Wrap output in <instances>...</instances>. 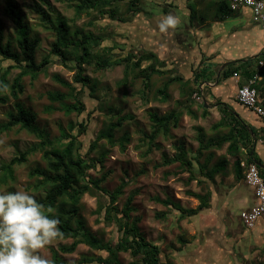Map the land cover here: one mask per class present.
<instances>
[{"label":"rangeland","instance_id":"374dc122","mask_svg":"<svg viewBox=\"0 0 264 264\" xmlns=\"http://www.w3.org/2000/svg\"><path fill=\"white\" fill-rule=\"evenodd\" d=\"M15 1L30 28V36L38 37L40 40L35 53L36 64L41 63L46 57L48 59L44 71L35 78H32L31 75L22 78L23 92L20 94L18 102L36 114L38 126L48 134L52 141H63L61 139L62 131L76 135L80 129L79 124H86L85 132L78 138L81 143L78 151L85 160L86 175L92 179L106 175L101 187L108 191H113L122 181H125L127 184L123 188L122 195L114 203V207L119 213L127 197L134 193L132 204L135 211L131 217L138 216L140 218V231L146 241L159 246L161 260L178 264L175 261L177 258L174 253L181 249L185 243L193 242L192 240L195 238L203 239V223L206 222V217L201 212L194 217L179 219L178 212L165 208L154 199L171 198L179 201L185 208L194 209L198 206L199 201L191 197L189 192L203 195L207 189H211L217 193L218 197H221L225 189L237 182H243V180L238 181L235 178L233 158L227 153V144L220 148H211L203 152L202 156L198 155L197 136L199 133L208 139L218 137L228 131L225 125L214 128V125L222 117L223 107L219 104L216 106L219 100L216 99L209 104L204 98L203 102L198 101L193 98V95L198 92L200 85L196 90V86L190 83L189 88L193 91L189 92L186 85L178 82L169 84L167 89L169 96L166 101L161 102L154 99L155 91L163 86L168 77L178 75V73L179 77H188L200 68L197 61L192 59L185 63L182 58L185 61L187 59L178 52L181 49L186 52L187 49L195 51V48H199L198 35H203L202 23L195 21L192 26L189 24L187 3L195 4L198 14L202 16L209 15L215 9L216 3H210L209 0H139V3L132 7H136L140 11L134 13V11L128 10V7L131 6L130 0H124L114 7L116 11L114 19H109L107 15L101 16L97 12H92L90 15L83 13L76 18L74 8L80 0H46L53 11L51 17L54 18L56 14H59L67 21L71 31L81 30L104 38L99 50H96V55H103L105 52L108 59H119L128 52L150 50L156 51L159 55L161 51H164L159 56L166 62V68L171 69L172 72L153 75L146 94L143 83L133 79L135 74L133 72H129L126 81L122 82L123 65L96 71L93 65L84 64L82 75L96 84V90L91 93L88 87H84L79 91L81 85L74 82L77 69L75 62L71 60L72 57L63 61L51 54V45L55 41V35L40 23L34 12L33 5L37 0ZM208 5L211 7L209 8ZM43 8L45 9L46 6L44 5ZM4 9L5 0H0V30L3 33L4 41L10 40L13 49L19 52L15 45L14 25L6 17ZM164 9L167 11L166 13L163 12ZM169 14L178 17L180 23L175 29L161 33L157 24ZM183 63L184 65H182ZM13 65L12 61L0 57V73L8 70L6 76L8 84H11L21 71ZM185 70L189 73L183 74ZM58 80L65 81L81 93L79 98L85 108L82 114L78 115L73 112L66 115L59 110L60 103H51L47 99L49 92H69V88L61 85ZM228 82L232 83V81ZM205 93H207L206 90ZM6 95L8 101L6 104L0 105V124L7 122V114L15 110V101L10 98L8 91ZM235 95L232 99L237 103ZM73 102L72 98H68L64 103L71 104ZM204 104L207 105L204 108L206 109L205 116L202 115L203 108L201 107ZM49 107L53 109L46 110ZM172 110L181 112L177 127L170 128L168 136L158 135L154 141L157 148H153L146 154L149 144L143 136L151 133L149 113L156 112L163 115ZM88 112H90L89 116H87ZM124 116L128 118L122 122L120 128L114 131V140H116L114 145H110L104 138L97 139V136L105 130L109 123H114L118 118ZM70 126L73 127L72 130H69ZM123 135L128 136L129 139L125 144L124 151L121 150L117 141ZM39 142L40 140L35 136L18 127H13L9 131H0V166L7 165L12 158L38 145ZM92 143L96 145L93 150L90 149ZM179 145L186 150L188 159L198 157L201 163L208 155H212L209 166L215 165L223 158L228 161L225 172L216 176L214 186L205 182L203 176L198 172L195 162L192 164V174L181 167L177 161L165 163L166 160L170 161L175 157L176 147ZM260 147L258 144L257 150ZM102 153L105 154V157L102 164H99L97 160ZM35 168L48 170L47 163L39 152L30 155L26 162L14 165L11 170L12 177L7 178L4 183L0 179V192L22 188L35 195L37 200L43 198L46 192V189L41 186L43 177L29 176ZM0 175H2V171H0ZM107 203V198L102 197L101 193L92 187L90 193H85L81 197L79 213L92 233L106 242L116 243L119 237L117 226L114 222L107 223L103 220V209L98 212V208L107 205ZM162 212L167 214L166 219L156 217L157 213ZM233 215L235 219L239 213L236 212ZM180 239L184 242H180ZM71 242L72 239L57 241L42 252L51 259L52 249L57 250L59 246L69 245ZM191 245L186 246L187 249H193ZM99 255L105 256L106 253L91 250L84 244L78 245L71 254L60 253L62 260L67 263L76 262L82 256ZM119 260L122 264H129L132 258L128 253H120ZM179 263L182 264L181 261ZM197 264H203V262Z\"/></svg>","mask_w":264,"mask_h":264},{"label":"trees","instance_id":"16d2710c","mask_svg":"<svg viewBox=\"0 0 264 264\" xmlns=\"http://www.w3.org/2000/svg\"><path fill=\"white\" fill-rule=\"evenodd\" d=\"M123 1L124 0H80V2L75 5L74 14L75 17L78 18L83 13L90 15L92 12H97L101 14V16L107 15L109 19H114L116 14L114 7ZM129 3L131 4V6L128 7L129 11H134V13L140 11L136 7H132V5L138 4L139 0H130ZM44 5L46 6L45 9L43 8ZM33 10L37 14L40 23L55 35V41L51 45V54L56 58H61L60 60L63 61L72 57L71 60L75 62L77 72L74 76V82L81 85L79 91L84 87H88L91 93L96 90V84L82 75V66L84 64L93 65L96 71H103L113 66L123 65L124 77L122 82L124 83L126 81L129 72H133L135 73L133 79L140 80L143 83L144 92L146 94L149 90L150 79L153 75H164L172 72L171 69L166 68V62L159 59L157 54L150 50H142L136 53L128 52L119 59H108L105 52H103V55H96V50H99L100 44L104 41L103 37L81 30L71 31L67 21L59 14H56L54 18L51 17L53 11L46 0H37L33 5ZM187 10L189 24L191 26L195 21L203 24L204 17L198 14L195 4L188 2ZM219 10L224 15L233 12L229 8V0H221ZM163 12L166 13L167 11L164 9ZM4 13L14 25L15 45L19 52L13 49L10 40L4 41L3 33L0 30V57L1 59L12 61L14 63L13 67H17L21 71L13 79L11 84H8L6 79L8 70L0 73V88H2L3 85H7L9 96L15 101V110L7 114V122L0 124V131H9L13 127H18L30 135L35 136L40 142L31 149L24 151L19 156L12 158L7 165L0 166V171H2L0 179L4 183L7 178L12 177L11 170L14 165L26 162L27 158L36 152L41 153L42 158L47 163L48 170L44 171L35 168L29 174L30 177L36 175L43 177L41 186L46 189V192L44 197L38 199V201L46 206L51 205L56 209V215L61 221V231L65 234L64 240L72 239L69 245H61L57 250H51V259L54 264H122L119 260L120 253H128L130 255L132 261L129 264H173L171 261L164 262L161 260L159 246L146 241L141 233L139 228L140 218L138 216L131 217V214L135 211L132 204L134 193L127 197L119 213L116 207H114V203L122 195L123 188L127 183L122 181L113 191H108L101 187V183L105 180L106 175L98 179H92L86 175L85 160L78 151L81 146L78 138L85 132L86 124H79L80 129L76 135L67 134L65 131H62L61 139L63 141H52L49 139L48 134L38 126L36 114L18 102V98L23 92V85L21 83L22 78L26 75H31L32 78H35L39 73L44 71L45 66L48 64V59L46 57L41 63L36 64L35 53L39 47L40 40L38 37L30 36V28L25 22V17L15 0H5ZM262 58H264V55L259 54L254 60H248L245 63L240 62L241 64L238 66L235 65L236 62L227 64L220 73L219 81L227 80L233 76L234 73H238L239 77L240 75L243 77L240 84L241 86L245 80L255 74V65ZM203 74H206V72L199 68L198 71L193 72L191 80H183V78L178 75L168 77L163 86L155 91L156 95L154 99L161 102L166 101L169 96L167 89L172 82L186 85L185 87L190 90L189 92L193 91L189 88L191 83L195 85L196 90H198ZM259 75L261 76V80L255 82L254 88L256 89L258 98L264 100V66L259 70ZM58 82L68 87L69 92H49L47 94V99L51 103H60L59 110L63 111L66 115L73 112L78 115L82 114L85 108L79 98L81 93L65 81L58 80ZM68 98H72L74 102L71 104L64 103ZM7 101L8 97L6 93L0 90V105L6 104ZM222 106V117L220 121L214 125V128L225 125L228 131L223 135L208 139H205L204 136L199 133L197 136L199 148L198 155L202 156L203 152L211 148H220L224 144H227V153L233 158L232 165L235 178L238 181H244L245 169L241 167L242 162L247 166L255 163L259 169L262 168L259 161L254 157V139H257V133L253 128L247 127L232 108L227 105ZM201 107L203 108L202 115L205 116V106L202 105ZM52 109L53 108L50 107L46 108L48 111ZM110 110L112 111V109ZM89 115L90 112L87 113V116ZM180 116L181 112L176 110H172L163 115H159L156 112L149 113L151 133L143 136L145 140L147 139L149 144L146 154L151 152L153 148H157L154 141L158 135L168 136L170 128L177 127ZM127 118L128 117L125 116L120 117L116 122L109 123L105 130L97 136V139L104 138L110 145H114L116 143V140H114V131L120 128L122 122ZM72 128L73 127L70 126L69 130H72ZM117 141L119 142L121 150L124 151L125 144L129 141L128 136L123 135L121 139ZM95 147V143H92L90 149L93 150ZM176 150L175 157L170 161L166 160V164L177 161L181 167L190 171V174H192V164L195 162L198 166V172L203 176L205 182H209L213 186L215 185L216 176L219 173H224L228 165V161L223 158L215 165L209 166L212 155H208L201 163L198 157L188 159L187 152L183 146H177ZM104 157L105 154H100L97 162L102 164ZM90 185L99 191L102 197L108 200L107 205L98 208V212L103 209V220L107 223L114 222L117 226L119 237L116 243L106 242L92 233L86 226L84 218L79 213L81 207L80 199L85 193H90L92 191ZM188 194L199 201L198 206L194 209L185 208L179 201L171 198H155L154 200L165 208L178 212L179 219H185L194 217L208 210L215 191L207 189L203 195L191 192ZM156 217L158 219H166L167 214L165 212L157 213ZM180 242L184 241L180 239ZM80 244L86 245L91 250L104 252L106 255L93 257L82 256L73 263H67L62 260L60 253L71 254Z\"/></svg>","mask_w":264,"mask_h":264},{"label":"crops","instance_id":"0c3cea01","mask_svg":"<svg viewBox=\"0 0 264 264\" xmlns=\"http://www.w3.org/2000/svg\"><path fill=\"white\" fill-rule=\"evenodd\" d=\"M209 1L215 2L216 5L209 15H203L204 20L201 26L203 35H198L199 48H195L193 52L191 49H187V52L181 49L178 52L187 59L185 61L182 58L185 63L191 59L197 61V65L199 64L200 68L206 72L199 83L202 87L200 101L203 102L204 98L209 104L216 99L219 100L216 106L218 104L229 106L247 127L253 128L257 133L254 157L262 166L258 169L263 178L264 123L232 99L243 77L231 76L224 81H219V77L229 63L236 62L235 65L238 66L240 62L245 63L248 60H254L259 54L264 55V31L252 21L249 9L242 8L224 15L219 10L221 0ZM208 6L211 7V5ZM152 52L157 54L156 51ZM163 52L161 51L159 55ZM159 55L157 54L159 59L163 60ZM189 56L190 59H188ZM187 72L185 70L183 74ZM178 76H180L179 73ZM181 78L191 80L192 74ZM258 80H261V76ZM258 144L261 147L257 150ZM255 203L254 192L244 181L225 189L221 197H218L217 193L213 194L210 208L203 212L206 217V222L203 223V239L195 238L193 242L185 243L174 253L177 258L175 261L178 264L180 261L182 264L199 262L203 264H264V235L261 223L258 222L259 224L257 223L253 229H246L242 226L239 216L234 219L233 215L251 208ZM190 245L193 246L191 250L186 247Z\"/></svg>","mask_w":264,"mask_h":264},{"label":"clouds","instance_id":"9594fccd","mask_svg":"<svg viewBox=\"0 0 264 264\" xmlns=\"http://www.w3.org/2000/svg\"><path fill=\"white\" fill-rule=\"evenodd\" d=\"M179 18L171 14L157 24L161 33L175 29ZM8 91V86L0 88ZM56 209L39 202L24 189L0 192V264H54L42 250L64 239Z\"/></svg>","mask_w":264,"mask_h":264},{"label":"built area","instance_id":"2783aa9c","mask_svg":"<svg viewBox=\"0 0 264 264\" xmlns=\"http://www.w3.org/2000/svg\"><path fill=\"white\" fill-rule=\"evenodd\" d=\"M229 8L236 12L239 9L247 8L251 12V18L254 23L260 26L264 31V0H230ZM264 66V58L260 59L255 66V74L237 89L236 101L252 112L264 123V100L258 98L255 82L259 79V70ZM233 77H239L238 73H234ZM201 86L198 92L194 93L193 98L200 101ZM244 171V182L252 189L255 195L256 203L254 206L239 213V220L246 229H253L258 222L262 225V233L264 235V179L259 173L256 164L245 165L241 163Z\"/></svg>","mask_w":264,"mask_h":264},{"label":"water","instance_id":"95a60500","mask_svg":"<svg viewBox=\"0 0 264 264\" xmlns=\"http://www.w3.org/2000/svg\"><path fill=\"white\" fill-rule=\"evenodd\" d=\"M224 68V67H223ZM204 106L206 107L207 105L206 104H204ZM254 143H255V139H254Z\"/></svg>","mask_w":264,"mask_h":264},{"label":"bare ground","instance_id":"6f19581e","mask_svg":"<svg viewBox=\"0 0 264 264\" xmlns=\"http://www.w3.org/2000/svg\"><path fill=\"white\" fill-rule=\"evenodd\" d=\"M200 254V253H199Z\"/></svg>","mask_w":264,"mask_h":264}]
</instances>
